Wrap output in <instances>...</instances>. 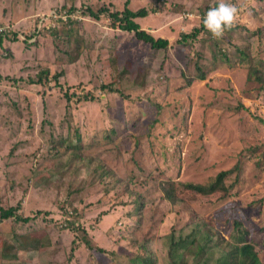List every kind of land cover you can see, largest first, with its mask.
Returning a JSON list of instances; mask_svg holds the SVG:
<instances>
[{"label": "rangeland", "instance_id": "rangeland-1", "mask_svg": "<svg viewBox=\"0 0 264 264\" xmlns=\"http://www.w3.org/2000/svg\"><path fill=\"white\" fill-rule=\"evenodd\" d=\"M125 2L0 0V30L7 35L0 45V206L21 202L18 214L32 216L26 223L0 220V264H88L83 245L69 259L74 233L62 227L69 216L98 245L125 255L137 193L145 201L139 235L213 218L217 235L228 237L225 218L217 221L215 214L235 204L254 224L249 236L263 241L264 83L251 80V72H264V0H232L239 8L233 30L220 39L202 33L192 45L179 43L180 33L199 26L217 0H129L133 10L158 7L137 21L168 38L166 49L120 29L108 14L96 19L86 11L122 10ZM70 7L76 9L66 18H47ZM257 30L261 34L252 37ZM249 44L254 60L242 63L239 51L250 55ZM197 61L210 68L203 80ZM44 70L49 77L33 82ZM57 72L63 89L53 78ZM107 83L123 95L101 87ZM66 89L76 95L72 102ZM87 92L95 100H77ZM76 127L86 141L100 143L52 154L49 137L67 136ZM230 168L227 201L183 185L211 182ZM168 180L165 186L180 197L174 207L162 186ZM37 237H44L40 250L18 248ZM5 243L15 246L11 259L2 257ZM166 250L161 242L156 254L166 257ZM185 259L189 264L191 257Z\"/></svg>", "mask_w": 264, "mask_h": 264}, {"label": "trees", "instance_id": "trees-1", "mask_svg": "<svg viewBox=\"0 0 264 264\" xmlns=\"http://www.w3.org/2000/svg\"><path fill=\"white\" fill-rule=\"evenodd\" d=\"M160 5L166 4L168 0H156ZM217 3H214L215 7ZM74 7H70L68 10L74 11ZM210 7H207L203 12L202 22L199 26H194L190 31H182L180 37L177 40L179 43L185 45H192L193 42L198 39L200 34L209 33L212 35L203 24V19ZM158 10V7H142L137 10H133L129 7V0H126L124 8L122 10H111L106 6L100 7L98 10H94L91 7H87V14L90 16L99 19L102 14H108L110 18L118 23L120 29L133 32L136 38L142 40L151 47L156 49H166L170 41L168 38L162 36H156L150 31L141 27L140 23L137 21L138 18L146 17L150 12L155 13ZM233 30L232 28L228 31ZM55 30L50 31L51 33ZM261 32L257 30L253 33L252 37L259 36ZM5 33H0V45L3 43ZM7 36V35H6ZM5 36V37H6ZM13 39L17 40V34L13 33ZM256 38H254V41ZM253 41V39H252ZM253 41V42H254ZM253 51H250V55L246 52L241 53L240 62H249L251 63L254 60L255 55L253 44H249ZM259 53V51H258ZM225 54H223L224 56ZM203 54H198V58L202 59ZM76 57L71 58L74 60ZM230 59L225 55V61ZM198 75L197 77L201 80L207 78V74L210 71V68H205L203 65H200L199 62H196ZM217 64H214L213 67H216ZM61 72H57L53 75L56 84L63 89V86L59 82ZM49 77V70H44L40 73L38 79L32 80L36 83H42L45 78ZM251 80L258 81L259 83H264V72L260 68H256L255 72H251ZM101 87L107 91H117L123 95V91L120 88L113 87L112 83L101 84ZM65 97L68 101L72 102L76 97L73 92L66 89L64 91ZM78 101L85 100H95V97L87 92L83 96H78ZM135 117V115H134ZM109 136V135H107ZM57 137V138H55ZM82 142L87 144H99L97 140L92 138L85 140L83 133L79 127H76L72 134L67 136H52L48 140L49 151L56 155H60L63 151H72L75 152L78 149H82ZM64 148V150H61ZM235 168L225 169L220 171L211 182L207 183H184L183 185L190 189L194 190L197 193L202 195H210L219 193L220 198H223L227 201L229 195H231V187L227 185V178L230 173L233 172ZM138 177V176H137ZM148 178H144V181H147ZM171 180H168L162 186L165 191V196L171 202L170 205L173 206V203L178 202L180 197L177 195L173 186H165L170 183ZM135 195V206L134 214L137 216L135 224L129 229V237L127 245V252L119 255L116 250H108L105 247L98 245L94 238L89 234L87 229L76 219L69 216L65 219V222L62 225L63 229L71 230L74 233V238L71 244V251L69 259H72L75 255V251L80 246H85L90 252V259L88 264H187L185 256H190L191 260H188L189 264H264V259L261 257V254L258 250V246L261 247V250L264 251V238L263 241L255 240L253 237L249 236L254 230V224L251 223L248 215L244 210L235 204H226L224 207L216 211V219L221 220L225 218L224 229L228 231L229 236L224 237L223 235H217L214 219L201 218V219H191L184 228L182 229H172L169 232L157 235L152 232V228H148L142 234H138V231L143 225L144 219V207L145 201L142 198V194L137 193ZM238 204V203H237ZM174 207V206H173ZM21 208V202H18L16 205L4 208L0 206V220H5L9 218L16 217L19 221L28 222L32 219V216H22L18 214L19 209ZM42 211L37 210L36 215L40 214ZM131 215V214H129ZM77 223V224H76ZM259 232L264 234V225L259 228ZM161 242L166 243V257L159 258L156 254V249ZM45 246L44 237L42 238H32L29 241L20 242L18 248L23 250H40ZM13 245H8L5 243L4 251L2 257L5 259L10 258V251L14 248ZM156 248V249H155ZM16 257V256H14ZM105 257L106 259H104ZM13 259V258H12ZM104 259V260H102Z\"/></svg>", "mask_w": 264, "mask_h": 264}, {"label": "clouds", "instance_id": "clouds-1", "mask_svg": "<svg viewBox=\"0 0 264 264\" xmlns=\"http://www.w3.org/2000/svg\"><path fill=\"white\" fill-rule=\"evenodd\" d=\"M71 14V12H69ZM239 15V8L232 0H217V6L211 7L204 19V27L212 34L213 38L220 39L226 30L235 26ZM4 34L3 31H0Z\"/></svg>", "mask_w": 264, "mask_h": 264}, {"label": "built area", "instance_id": "built-area-1", "mask_svg": "<svg viewBox=\"0 0 264 264\" xmlns=\"http://www.w3.org/2000/svg\"><path fill=\"white\" fill-rule=\"evenodd\" d=\"M50 13L51 14V17H47L48 19H51V18H56V17H59V16H62L64 18L70 16L71 14L69 12H67L66 10H63V11H58V10H52ZM0 31H3L2 29Z\"/></svg>", "mask_w": 264, "mask_h": 264}]
</instances>
